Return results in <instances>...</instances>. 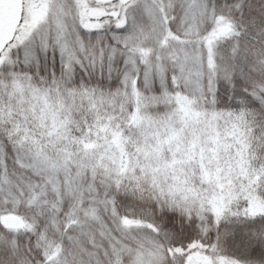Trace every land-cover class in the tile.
Returning a JSON list of instances; mask_svg holds the SVG:
<instances>
[{
  "label": "snow or ice",
  "instance_id": "obj_1",
  "mask_svg": "<svg viewBox=\"0 0 264 264\" xmlns=\"http://www.w3.org/2000/svg\"><path fill=\"white\" fill-rule=\"evenodd\" d=\"M0 264H264V0H0Z\"/></svg>",
  "mask_w": 264,
  "mask_h": 264
}]
</instances>
